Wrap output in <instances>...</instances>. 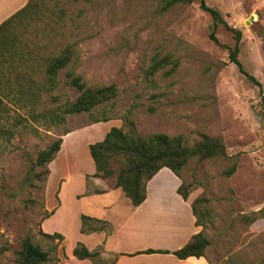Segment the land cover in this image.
Returning <instances> with one entry per match:
<instances>
[{
  "label": "rangeland",
  "instance_id": "374dc122",
  "mask_svg": "<svg viewBox=\"0 0 264 264\" xmlns=\"http://www.w3.org/2000/svg\"><path fill=\"white\" fill-rule=\"evenodd\" d=\"M162 1L34 0L20 27L10 30L31 48L40 45L35 57L72 46V60L38 109L76 99L78 91L66 84L67 71L90 87L114 84L117 95L55 125L30 119L26 108L11 106L5 115L11 133L0 136V264H18L25 236L48 251L49 264L60 260L64 236L50 239L43 233L67 226L65 245L74 241L75 194L84 187L77 197L95 194L93 190L112 183L92 176L87 146L111 126L127 130V114L142 135L181 134L193 145L205 133L223 142L224 155L193 157L182 173L209 240L204 256L210 264H264V108L259 87L229 60L227 49L209 38L212 18L197 0L165 11L160 10ZM204 1L240 32L237 59L259 81L264 95V0ZM214 32L220 43L234 46V34L222 24ZM164 55L176 65L151 72L152 60ZM104 117L108 120L102 121ZM57 138L62 141L54 158L43 167L35 165L37 153ZM233 163L235 171L223 175ZM59 198L63 214L51 218ZM251 216L255 219L248 221Z\"/></svg>",
  "mask_w": 264,
  "mask_h": 264
},
{
  "label": "trees",
  "instance_id": "16d2710c",
  "mask_svg": "<svg viewBox=\"0 0 264 264\" xmlns=\"http://www.w3.org/2000/svg\"><path fill=\"white\" fill-rule=\"evenodd\" d=\"M195 0H163L160 10L165 11L178 4H190ZM202 10L208 12L212 18V30L209 38L217 45L228 50V57L236 64L238 70L246 76L253 84L259 87V97L264 108V95L262 94L259 81L247 73L237 59L239 52L240 32L228 25L219 11L208 6L204 0H197ZM35 5L34 0H27L24 7L16 11L0 24V136L11 133L10 123H7L6 116L11 106L26 108L28 118L47 125L62 124L66 116L72 113L91 112L96 107L114 99L117 89L114 84L99 85L90 87L86 85L82 77L67 71L66 84L74 87L78 95L73 102L55 108L38 109L41 97L51 93L58 84V74L63 70L73 57L72 46L62 48L59 54L47 57L33 56L29 43L19 35L11 33V29L20 27V21ZM222 24L227 30L234 34L235 44L229 47L219 42L215 36V28ZM36 49V50H35ZM176 65V62L169 55L154 58L150 65L151 72H155L163 65ZM39 76L41 80L38 81ZM52 95V94H50ZM51 99H57L50 96ZM104 117L102 121H107ZM5 121V122H1ZM21 123V122H20ZM123 127L111 126L103 138L89 143L87 148L94 165L92 176L102 180L112 181L109 188H121L125 196L133 206H138L146 196V183L163 167L168 168L175 176L181 179L177 187V193L183 199L188 197V184L182 178L187 162L193 158L205 159L225 154L223 142L208 134H200V139L193 145H187L181 134L169 135L163 132H154L142 135L137 132L134 121L127 114L124 117ZM64 132L63 134H66ZM61 138H57L48 147L37 153L35 165L45 166L60 149ZM236 168L233 163L223 175H231ZM39 177L38 174H34ZM95 194L104 192L102 189L92 191ZM85 193H88L86 190ZM192 211L195 216V224L202 229L193 234L190 239L180 248L171 251L176 257L185 259L188 257L204 256V251L209 240L203 234L204 224L197 213L195 201L192 202ZM248 221L255 218L246 217ZM80 232L90 233L104 230L110 232V224L107 221L97 219L85 214L80 215ZM50 239H62L58 232L43 233ZM144 253L169 252L164 250L146 249ZM72 254L78 259H89L93 264H115L117 255L106 260L102 257V246L95 250H88L80 241L73 247ZM18 264H49L48 251L43 250L38 244H34L30 236H25L21 241L20 249L17 251Z\"/></svg>",
  "mask_w": 264,
  "mask_h": 264
},
{
  "label": "crops",
  "instance_id": "0c3cea01",
  "mask_svg": "<svg viewBox=\"0 0 264 264\" xmlns=\"http://www.w3.org/2000/svg\"><path fill=\"white\" fill-rule=\"evenodd\" d=\"M26 3L27 0H0V24ZM179 185L177 176L168 168H161L146 183L145 199L138 206L131 204L121 188L104 187L102 193L77 197L84 187L74 196V201L79 204L74 241L65 245L67 226L50 232L45 229L46 233L58 232L64 236V249L58 252L60 260L55 264H93L87 258L73 256L72 250L77 241L88 250L102 246L103 258L117 254L115 264H210L205 256L180 259L171 253L201 230V226L195 224L192 200L189 197L183 199L177 193ZM59 200L51 218L63 214L65 205L61 198ZM81 214L107 221L110 232L81 233ZM146 249L169 252H142Z\"/></svg>",
  "mask_w": 264,
  "mask_h": 264
}]
</instances>
